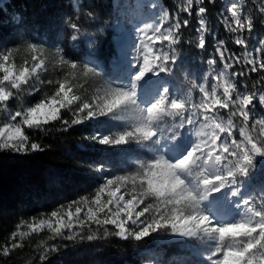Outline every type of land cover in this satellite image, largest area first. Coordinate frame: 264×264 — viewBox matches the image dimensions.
I'll return each mask as SVG.
<instances>
[{
  "label": "snow or ice",
  "instance_id": "obj_1",
  "mask_svg": "<svg viewBox=\"0 0 264 264\" xmlns=\"http://www.w3.org/2000/svg\"><path fill=\"white\" fill-rule=\"evenodd\" d=\"M216 2L181 0L174 13L148 5L156 10L153 22L137 27L130 44L117 38L110 55L114 80L105 79L91 52L73 58L61 46L29 40L0 46V153L42 152L30 132L47 135L57 122L67 131L103 117L120 122V130L85 139L108 147L136 144L150 154L136 159L133 171L105 176L92 192L21 219L0 244V256L10 257L45 231L46 239L33 245L40 264L61 251L50 241L139 242L155 234L199 242L205 264H264V35L258 46L249 45L257 27L264 29V0L225 6L221 23L243 50L239 55L218 39L206 72L199 81L188 79L187 91L160 84L162 74L183 71L185 44L207 49ZM69 7L75 11L63 23L76 42L96 15L87 0H71ZM193 14L194 42L184 34ZM17 26L23 28L22 18ZM252 74L258 78L247 81ZM95 171L103 172L104 164Z\"/></svg>",
  "mask_w": 264,
  "mask_h": 264
},
{
  "label": "trees",
  "instance_id": "obj_2",
  "mask_svg": "<svg viewBox=\"0 0 264 264\" xmlns=\"http://www.w3.org/2000/svg\"><path fill=\"white\" fill-rule=\"evenodd\" d=\"M161 1L163 7L173 13L176 11L175 6L181 2ZM226 1L217 0L215 5L210 6L212 33L206 37L207 49L202 51L196 49L194 44H185L181 50L185 61L183 71H178L173 77L163 74L166 80L179 86L182 91L188 90V79L199 81L200 76L206 72V60L214 55L218 39H223L229 50L236 55L243 51L232 42L231 34L221 23ZM243 1L248 3V0ZM134 2L120 0L115 5L114 0H87L95 12V23L91 27L85 26L80 40L72 42L69 39L70 30L63 23L75 11L69 7L71 0H0V46L11 47L29 40L42 43L50 49L61 46L73 58L84 59L91 52L92 58L103 67L105 79L111 77L114 80L118 73L113 72L110 55L116 42L110 27L116 21L123 22L129 17L135 7ZM20 18L24 21L23 28L17 26ZM190 19L192 22L189 28L184 30L185 40L191 39L194 42L197 27L195 14ZM262 35L264 29L258 26L250 37L249 45L258 46ZM242 67L238 65L235 70L239 71ZM177 68H181L179 62ZM258 75L252 74L246 80H254ZM117 82L128 81L125 79ZM193 94L198 98L194 90ZM37 98L26 99L35 102ZM65 116L68 118L69 114ZM119 124L102 117L99 121H89L61 131L57 122L49 128L47 135L29 133L32 139L43 146L44 151L26 156L0 153V244L7 242L9 234L21 219L49 213L60 204L92 192L105 176L133 171L136 159L149 157L150 154L136 144L108 147L85 139L97 131L105 134L119 131ZM101 163L104 164V171L96 172L95 166ZM47 235V231L33 234L24 242L26 246L23 249L16 250L7 258L0 256V264H40L33 245L40 239H46ZM49 243L60 245L61 251L51 253L45 264H205L203 257L198 254L199 242L186 239L172 241L165 235L154 234L139 242L109 237L94 241L58 239Z\"/></svg>",
  "mask_w": 264,
  "mask_h": 264
},
{
  "label": "rangeland",
  "instance_id": "obj_3",
  "mask_svg": "<svg viewBox=\"0 0 264 264\" xmlns=\"http://www.w3.org/2000/svg\"><path fill=\"white\" fill-rule=\"evenodd\" d=\"M120 0H114L115 5ZM156 2L160 6L163 7L161 0H135L134 6L132 8L131 13L128 15L129 17L123 21H116L113 26L110 27V30L114 32V39L115 42H117V38L120 37L123 40H127L126 42L128 44L132 43L136 40L138 33L135 31L137 27H142L144 23H151L154 20V12L156 10L150 9L148 5L151 3ZM230 2V0L225 2V6ZM241 3H244L243 0H240ZM4 3V1H2ZM225 15H227L225 11ZM254 44H250V49L253 47ZM256 46V45H255ZM155 79V78H154ZM160 84L164 86H168L170 88V91H174L176 89V85L171 83V81H168L165 79L164 75H161L160 78ZM194 97V96H193ZM196 97H194L195 99ZM143 102V100H141ZM173 240H179L175 238H171ZM145 264H151V263H145Z\"/></svg>",
  "mask_w": 264,
  "mask_h": 264
}]
</instances>
